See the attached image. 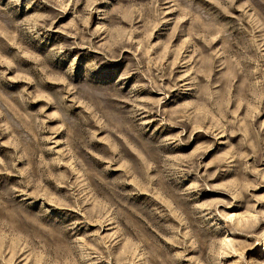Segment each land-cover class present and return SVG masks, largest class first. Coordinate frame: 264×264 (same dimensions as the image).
Returning <instances> with one entry per match:
<instances>
[{"label":"rangeland","instance_id":"1","mask_svg":"<svg viewBox=\"0 0 264 264\" xmlns=\"http://www.w3.org/2000/svg\"><path fill=\"white\" fill-rule=\"evenodd\" d=\"M0 264H264V0H0Z\"/></svg>","mask_w":264,"mask_h":264}]
</instances>
